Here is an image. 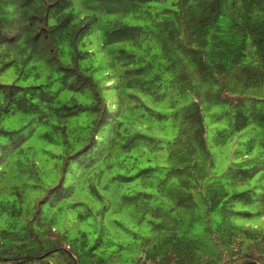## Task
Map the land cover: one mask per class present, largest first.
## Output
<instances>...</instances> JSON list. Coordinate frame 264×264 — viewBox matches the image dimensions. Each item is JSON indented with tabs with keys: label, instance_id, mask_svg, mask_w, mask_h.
Masks as SVG:
<instances>
[{
	"label": "trees",
	"instance_id": "obj_1",
	"mask_svg": "<svg viewBox=\"0 0 264 264\" xmlns=\"http://www.w3.org/2000/svg\"><path fill=\"white\" fill-rule=\"evenodd\" d=\"M12 67L18 78L0 81V135L15 132L2 121L16 109L86 113L91 134L65 158L128 183L134 264H264V0H0V74ZM131 106L159 127L122 133ZM210 130L216 145L230 143L224 168ZM76 183L63 170L33 201L0 200V264L118 256L127 245L104 230L91 239L57 228L83 203Z\"/></svg>",
	"mask_w": 264,
	"mask_h": 264
},
{
	"label": "rangeland",
	"instance_id": "obj_2",
	"mask_svg": "<svg viewBox=\"0 0 264 264\" xmlns=\"http://www.w3.org/2000/svg\"><path fill=\"white\" fill-rule=\"evenodd\" d=\"M17 78L18 70L15 67L0 74L1 82H12ZM32 81L31 77L25 82ZM105 84L101 77L98 84L100 92L110 97L115 96L112 98L115 104V87ZM3 94L5 93L0 88V97ZM71 94L68 89L60 91L62 99ZM66 111L69 110H51L46 105H39L29 110L16 109L5 116L2 126L15 132L10 137L0 135V200L22 196L25 202L33 201L42 196L46 186L51 181L58 180L64 170L67 177L77 181L75 197L83 203L62 211L56 219L57 228L67 230L72 236L78 234L80 229L86 230L91 239L100 236L104 230L105 241L113 239L127 245L118 252L115 259H110V264H134L133 260L141 254V246L132 232L133 229H138V223L133 221L129 206L124 205L122 200L128 183H123L122 186L117 180H110L112 168H105L101 177L87 175L86 161L78 159L76 162L75 159L65 158V150L81 146L93 129L92 122L88 123L85 119L86 113L83 112L81 118L77 116L80 118L78 121L76 115H66ZM141 111L142 109L132 106L125 111L121 116L124 119L120 128L122 133H125L126 129L137 132L159 127L157 121L148 114H141ZM213 135L214 132L210 130L211 149L217 156L219 168H224L232 154L231 146L230 143L225 146L216 145ZM35 182L38 186L33 187ZM103 198L109 200L107 212L100 211L103 208ZM90 209H93V212H90Z\"/></svg>",
	"mask_w": 264,
	"mask_h": 264
}]
</instances>
